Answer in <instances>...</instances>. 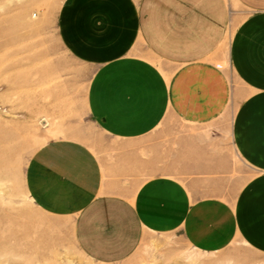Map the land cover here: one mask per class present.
<instances>
[{"label":"crops","instance_id":"1","mask_svg":"<svg viewBox=\"0 0 264 264\" xmlns=\"http://www.w3.org/2000/svg\"><path fill=\"white\" fill-rule=\"evenodd\" d=\"M58 25L68 52L97 67L98 125L133 140L165 123L176 153L142 180L123 156L106 165L81 141L48 142L26 170L38 207L73 217L76 245L103 263L147 230L264 252V0H69Z\"/></svg>","mask_w":264,"mask_h":264},{"label":"rangeland","instance_id":"2","mask_svg":"<svg viewBox=\"0 0 264 264\" xmlns=\"http://www.w3.org/2000/svg\"><path fill=\"white\" fill-rule=\"evenodd\" d=\"M68 1L0 0V264H264V252L242 239L204 250L180 229L147 230L126 259L98 262L76 245L73 217L48 213L30 197L26 170L48 142L81 141L106 165L123 156L122 168L142 180L176 153L177 134L159 133L165 123L130 140L106 133L90 115L97 67L75 59L61 40L58 20ZM150 159L153 165L140 164Z\"/></svg>","mask_w":264,"mask_h":264}]
</instances>
